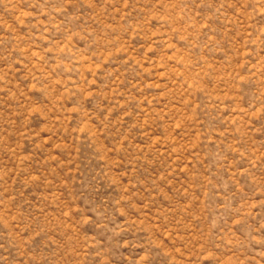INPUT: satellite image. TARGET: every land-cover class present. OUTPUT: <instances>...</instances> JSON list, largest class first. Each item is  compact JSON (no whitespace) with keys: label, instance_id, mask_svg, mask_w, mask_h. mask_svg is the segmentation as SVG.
Listing matches in <instances>:
<instances>
[{"label":"rangeland","instance_id":"obj_1","mask_svg":"<svg viewBox=\"0 0 264 264\" xmlns=\"http://www.w3.org/2000/svg\"><path fill=\"white\" fill-rule=\"evenodd\" d=\"M0 264H264V0H0Z\"/></svg>","mask_w":264,"mask_h":264}]
</instances>
